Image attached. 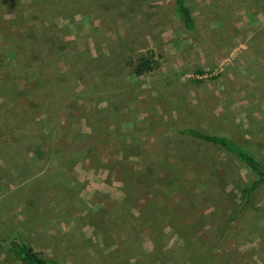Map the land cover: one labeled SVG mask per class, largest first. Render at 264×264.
I'll list each match as a JSON object with an SVG mask.
<instances>
[{"label": "rangeland", "instance_id": "rangeland-1", "mask_svg": "<svg viewBox=\"0 0 264 264\" xmlns=\"http://www.w3.org/2000/svg\"><path fill=\"white\" fill-rule=\"evenodd\" d=\"M0 0V264H264V0ZM25 49L38 54L28 68ZM159 66L127 65L146 50ZM27 53V55H26Z\"/></svg>", "mask_w": 264, "mask_h": 264}, {"label": "trees", "instance_id": "trees-1", "mask_svg": "<svg viewBox=\"0 0 264 264\" xmlns=\"http://www.w3.org/2000/svg\"><path fill=\"white\" fill-rule=\"evenodd\" d=\"M1 2L2 6L5 5L7 8H13V6L18 5L16 0H1ZM173 6L182 23L183 29L185 31L191 32L194 28V21L191 12L186 5V0H173ZM25 50L29 52V57H31H22L24 66L28 68L31 62L33 60H38L39 57L38 54L35 53L37 51L34 52L32 49ZM158 59L159 55L148 49L142 54L136 56L133 61H129L127 65L132 68L134 75L141 76L143 74L155 71L159 66ZM180 134L184 135L190 140H196L215 145L234 157L238 163L247 167L253 173L256 179L249 186L242 190L244 197H247L264 183V166L262 163L254 157L252 152L239 146L233 140L224 136L207 134L193 128L182 129ZM10 246L13 256L17 257L22 264H56L54 260L47 258L42 253L33 250L22 241L11 242Z\"/></svg>", "mask_w": 264, "mask_h": 264}]
</instances>
